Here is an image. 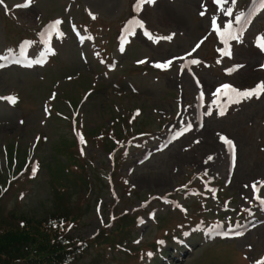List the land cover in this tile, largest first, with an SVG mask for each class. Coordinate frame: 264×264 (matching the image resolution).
<instances>
[{"label": "rangeland", "instance_id": "rangeland-1", "mask_svg": "<svg viewBox=\"0 0 264 264\" xmlns=\"http://www.w3.org/2000/svg\"><path fill=\"white\" fill-rule=\"evenodd\" d=\"M9 5L20 1V0H5ZM54 3L50 4L47 0H38L36 1L35 6L25 12H19L17 15V21L26 25H36L38 23L39 14H44L43 10L50 9L53 10L51 17L59 14L58 2L53 0ZM198 0H196L197 2ZM186 0H180L176 4L168 7L167 9H158L150 13L152 16V22L158 24V19L161 20V23H165L162 19L171 18L175 22H167L173 28L183 29L178 24L185 23L190 24L191 27H188V30H193V32L184 33V40L179 41L175 46L169 48L168 50L157 49L150 51H139L135 58H126L125 63L130 66L132 60L139 58L144 55H152L155 59H163L170 55L179 54L187 50L192 44L197 34H200L197 22H193L190 19V10H187L193 0L189 1L188 5L185 6ZM188 2V0H187ZM195 2V3H196ZM117 5V0H102L100 2L91 3V6L99 11L101 17L109 16L115 12ZM74 8V7H73ZM192 10L194 8L192 7ZM177 15L178 17H175ZM164 18H163V17ZM264 23V17L262 18ZM163 26H160L162 28ZM16 25L12 24V21L3 16V13L0 10V50L4 45L12 43V34L16 31ZM109 36V35H108ZM187 36V37H186ZM190 37V38H189ZM137 49H134L135 51ZM132 51V52H133ZM239 61H245L246 55H239ZM81 69L79 64V59L76 56V53L71 44L66 45L59 52V57L54 61V66L49 71L52 78L45 77L42 80L43 73L34 74L33 72L22 71H5L0 75V94H4L8 91H19L20 100L22 101L21 106L16 109H9L8 107L0 104V166L2 165L1 157V147L8 144H18L25 148L32 141V136L34 133L39 132L41 135L47 137L45 143L40 142V147L38 150L39 157L42 163L48 161L50 154H52V145L55 143V139L59 136L69 138L65 126L62 123L48 120L42 126V113H41V104L42 100L45 99L49 92L53 89L56 80H62L66 75H73L75 72ZM86 70V67L84 68ZM7 72V73H6ZM250 73V71H247ZM252 75V74H251ZM257 76L253 75L249 78L242 77L243 80H249L248 85L252 84ZM36 83L34 81H37ZM127 80L133 82L138 90V94H130L131 100L130 104H142L144 108L149 107H169L170 100L168 97L173 89V78L160 77L158 82H154L152 77L142 79L140 74L131 73L128 75ZM110 89H105L102 87L97 93L96 98L91 99L83 107L85 110V118L87 119L88 128H93L95 125L103 124L107 122V112L105 111L106 103L103 102L104 93L109 92ZM163 99V96L166 95ZM160 99L166 100L164 103ZM124 104H127L125 101ZM146 116H151L147 111L145 112ZM22 118L20 124H18V119ZM264 118V98L258 104H252L246 110H244L237 118L236 121H226V122H209V129L204 131L203 138L205 140L202 145L197 148L195 151H191L184 156L180 155L178 148L174 147L169 152L154 157L148 164L139 169L133 176L134 182L138 187L139 193L142 192V195L146 192L148 193H157L156 191L164 190L170 186L171 180L179 175L175 174L173 171L174 167L178 170H182L187 163L195 162L199 156L206 154L210 151V147L214 144V137L212 132L214 130H219L220 128H225L230 132L238 145V169L235 175L234 185L230 190H233L235 187H239L242 183H245L255 177L261 176L264 178V154H258L256 149L252 148V142L256 137L259 136L260 131L257 128L258 122ZM54 122V123H53ZM251 123L252 126L249 129L247 124ZM155 127V125H152ZM254 135V136H253ZM212 144V145H211ZM56 145V144H55ZM211 145V146H210ZM58 156V155H57ZM98 162H104V157L98 154ZM245 194V192L243 193ZM239 201V194L236 196ZM94 196L90 197L88 206L85 207L84 216L81 220V226L77 230L76 234L82 238H90L95 234L96 230L99 228V222L92 212L93 205L95 203ZM53 197L49 194V184L45 180V171L42 170L41 174L38 177V182L34 185L33 191L28 195L20 208L23 213H28L34 215L36 218H41L42 216L49 213L51 210V204ZM238 201V202H239ZM128 204L119 209V211L126 209L129 210L130 207L135 206L137 202L127 201ZM6 210L9 208H16L12 201H5ZM105 207V203L103 205ZM148 227H143L138 231L147 233ZM255 234H252L247 238V241L253 245V252L258 255L261 250L264 248V233H261L260 241L255 240ZM240 244H232L236 246L226 247L224 245H213L209 248L200 250L193 261V264L206 262V264H228L230 261L229 254L236 253L235 248H240ZM190 259V258H189ZM116 264H121L119 259H115ZM189 262V261H188ZM99 264H110L105 262H100ZM185 264V263H184Z\"/></svg>", "mask_w": 264, "mask_h": 264}, {"label": "snow or ice", "instance_id": "snow-or-ice-1", "mask_svg": "<svg viewBox=\"0 0 264 264\" xmlns=\"http://www.w3.org/2000/svg\"><path fill=\"white\" fill-rule=\"evenodd\" d=\"M140 2L141 0H138V3L136 5L137 9L140 7ZM144 3L147 4H151L154 2V0H143ZM215 2L217 4L221 3V0H215ZM233 2H235V0H233ZM27 6V5H25ZM203 7V6H202ZM202 16L204 15V12L200 13ZM226 15H230L231 14V9H228L227 12L225 13ZM95 17H93L94 19ZM240 17L237 16L236 20L237 22L240 21ZM61 23V21L56 20L52 23V25H50V27H55L56 25H59ZM129 24H137L139 27L143 28L144 25L141 24L139 21H129ZM211 27L213 28L215 35L219 36L224 47L219 48L218 51L221 53L222 56L225 57H231V52L229 51V41L230 40H236L238 39V34L234 33L231 31L232 29V24L229 23L227 25H223V31H221V28L217 26V21L215 16H213L212 21H211ZM149 40H151L153 43H155L158 40L164 39V40H171L172 36H164V37H153L150 33H148L147 31L144 33ZM60 35H63V33H61ZM257 42H258V47L261 50H264V38L261 37H257ZM27 43V42H25ZM124 41L122 39L121 41V46H120V50L123 51L124 50ZM200 46L199 43L196 44V46L192 49V51L194 52L196 50V48H198ZM9 53H11V49L8 50ZM54 54V52H53ZM190 55V54H189ZM5 59H9V57H0V60H5ZM17 63L19 61H16ZM37 63H40L41 61H36ZM137 63H144V61H137ZM190 64L195 65L197 63H199L198 60L196 59H191L189 61ZM217 63H220V61L218 60ZM169 64H171V60L166 61L164 63H157L155 64V67L160 68V69H166ZM31 66V65H29ZM0 67H4V65L2 63H0ZM183 67V66H182ZM242 67L241 65H234L232 68L229 69H225V71L227 73H231L236 71L238 68ZM261 67H264V65H261ZM262 93H264V83L261 84H257L255 87L252 88H248V89H244L241 90L237 87L232 86L229 83H224L221 84L220 87L216 88V91L213 93V96H216L218 94H222L223 96L227 97V100L231 103H240L242 100L245 99H251L253 97H258L260 96ZM0 99H5L8 100L10 103H15V98L14 97H0ZM215 102V101H214ZM47 111V110H46ZM218 114L223 115V111H220ZM191 128V125H188L187 128H185V131H187L188 129ZM79 135V134H77ZM180 133L177 134V136H179ZM220 140L224 142L225 145L228 146L229 149H233V142L230 139H227L224 135H220ZM81 142H83L82 138H81ZM213 157L209 156L208 160H212ZM32 172L33 174H35L36 172V168L33 167L32 168ZM257 184L264 186V180L261 181H254L252 184V192L254 194V198L256 200L259 201L261 206H264V199H261L260 196L255 195V193H257L259 191V188L257 187ZM142 223V221H141ZM69 227H71V225H69ZM240 233H237V235H239ZM257 264H264V258H262V261H258Z\"/></svg>", "mask_w": 264, "mask_h": 264}, {"label": "trees", "instance_id": "trees-1", "mask_svg": "<svg viewBox=\"0 0 264 264\" xmlns=\"http://www.w3.org/2000/svg\"><path fill=\"white\" fill-rule=\"evenodd\" d=\"M9 230L5 229L3 233L6 234ZM37 239L40 241L39 235L27 234L25 238H13L11 242L0 240V264H50L53 247L49 241L43 245L33 242Z\"/></svg>", "mask_w": 264, "mask_h": 264}]
</instances>
